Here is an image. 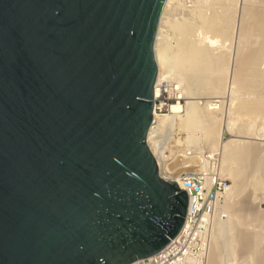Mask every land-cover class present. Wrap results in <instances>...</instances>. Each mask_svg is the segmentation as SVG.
<instances>
[{
    "label": "water",
    "instance_id": "95a60500",
    "mask_svg": "<svg viewBox=\"0 0 264 264\" xmlns=\"http://www.w3.org/2000/svg\"><path fill=\"white\" fill-rule=\"evenodd\" d=\"M167 0H0V264H130L189 196L148 144Z\"/></svg>",
    "mask_w": 264,
    "mask_h": 264
},
{
    "label": "bare ground",
    "instance_id": "6f19581e",
    "mask_svg": "<svg viewBox=\"0 0 264 264\" xmlns=\"http://www.w3.org/2000/svg\"><path fill=\"white\" fill-rule=\"evenodd\" d=\"M237 1L238 0H191L189 4L188 1L186 0L185 5L183 4V6L184 8L186 7L188 8L183 9V10H186L187 12L183 11L182 13L184 12L185 13L181 14L180 18H178L179 17L178 15L177 17L178 19L175 17H171L169 15V11L172 10L171 9L172 0L166 1L160 21H159L155 45H154L156 61L158 64V77H157L156 85H155V97L157 99L159 96L163 95L164 91H166L167 89L166 86L169 83V79L172 77V75L174 78L175 74L173 73V71L174 72L176 71L175 77H177L179 87L177 88V91L174 92L176 95V96L174 95L175 98H182L185 96V97H190L191 99L192 98L193 99L186 101L185 108H184V105L180 101H177L176 103H172L171 105H166L165 103H162L163 101L160 103V105L156 103V107L154 109V118L155 120L159 119L160 122H159V125L154 124L148 133V144L152 152L157 157L162 176L167 179L176 181L178 177V175L175 173L176 170H174L173 167H171L170 164L172 163L169 164L170 161L168 163L166 162L167 161L166 156L162 151V148L164 147L163 145H161L160 147L159 139H157V136H159L158 133H160L159 131L161 129V126L163 127V125H168L170 126V128L173 127L172 128L173 130L174 128H176L174 127L176 125L177 127L179 126L181 130L183 128V130L185 129L184 131H186V129L189 131L190 129L193 130L192 127H194V125L196 126L195 123L197 122V120L202 121L201 123L203 125H200V127L204 126L202 129L203 130L202 133H203L204 141L207 144V147L212 150L220 149V153H221V162H220V169H219L220 173L224 174L225 172L229 176H232L236 180V182H238L236 187L234 186L235 187L234 190L233 189L229 190V187H228V189L222 194V197H224V200L227 197V195L231 193L233 194L234 192H239L240 189L243 186H245V184H247L246 182H248V180H252L253 185L257 187L258 184L260 185L261 183V177H263L264 179V158L262 157V155H264L263 154L264 147H256V146L253 147L250 145V143L245 142L246 140H244V142H241V138H239V137H244V138L252 137L250 136V131H249L250 126L252 125V122L249 119L251 124H249V127H248V125L244 123L246 118H244L243 116L251 115L250 117L254 119L257 118L260 121L261 119H263L262 121L264 122V59H262L263 58L262 54L264 52V0H259L260 2L258 0L257 1L255 0V2H258V4L255 5L253 3L255 5L253 6L254 8L252 6L251 7L246 6L247 7L246 9H244L245 7L242 9L243 10L242 14L240 13L242 17L240 18V21H238L236 25L238 29V32L236 31L238 33L237 35L238 44L237 45L243 44V48L242 47L240 49L238 48L237 51L234 49L236 51V54L234 53L235 57L233 58V61H232L234 65H233V71L231 75L230 73L231 70L229 72L228 70L229 68L232 67V66L230 67V62H231L230 60H232V58L229 59L230 57L226 56L227 54L226 52L228 51H226L227 49H225L226 52H224L222 48L225 45L222 46L221 44L224 42L225 39H227V41L232 40V42H234L233 37L235 34L234 28H235V20H236L234 18H236L235 14H236V10H238V4H239ZM179 4L177 5L179 6ZM249 4H252L250 0H249ZM172 8L174 11V6ZM207 8L211 9V12L209 14L206 11ZM195 22L199 23L198 25L201 26L202 30L204 29V32L212 33L211 35H205L206 33L204 34L205 39H206L205 41L206 44L204 43L202 44V40L204 41V39H200V38H204L203 36L197 38L196 34H194L193 28H194ZM198 25L196 24L197 27ZM198 34H199V31H198ZM217 37L224 39V40L222 41L221 39H218ZM199 41H201V43ZM239 42H241V44H239ZM216 44L219 47L213 49V47L216 46ZM230 44L232 43L230 42ZM232 48H234L233 44H232L231 50ZM229 49L230 48L228 47V50ZM230 52L231 51H229L228 54H230ZM228 74H230L231 76L229 77ZM228 79H230V81H228ZM228 83L230 84L229 88L231 91L230 92L231 98L229 99L231 100L230 101L231 106L234 101L236 102V100L234 99L237 98L236 94H238L239 92H250V93L252 92L253 93V91H256L257 95H255L256 97L254 99L253 98L251 99V98H248L250 96L249 94L247 99L244 98L242 100H239L238 102L235 103V105L233 104L234 106L232 107L230 106V108L228 107L229 110L227 113L228 115L226 117L227 118L226 120L225 117H223L224 109H221V107L223 108V106H221V103H224V101L226 100V98L224 100V97L228 95L227 94ZM243 94L245 95V93ZM192 95H195V96H192ZM244 97H246V95ZM199 98L200 99L202 98V100H199ZM217 101L220 102L219 105H216ZM200 103L203 105H200ZM157 108H161V110H164V108L165 109L167 108L169 110V113H158ZM183 110H185L184 114L181 113L183 112ZM178 122L179 124L177 125ZM226 129H230L231 132H233L231 135H233L236 138L233 137V138H230V140L224 141L223 132ZM257 129H261V128L258 127ZM260 131H262V129L259 130L258 132L259 134H260ZM255 132L252 131V133H255ZM192 137L194 136L188 135V138H190V140L193 141V139L195 138H192ZM262 137L259 136V138H262ZM250 142H253V141H250ZM261 146H264L263 143H261ZM183 155L185 156V158L182 159L181 168L186 167V166L190 167L192 165H196V166L199 165L200 167H202L201 165L204 164V163L199 164V161L201 160L195 159L196 154H194L195 155L194 156V155H188L187 153H183ZM176 161H174L175 162L174 164L178 163ZM178 165L180 164L178 163ZM211 179L212 177L209 176L208 181H210ZM258 188L259 187H257V189ZM251 189L253 188L251 187ZM249 192L250 191H248L247 193ZM240 196H242V194H240ZM244 196H243V199H244ZM251 196L252 195H250V197ZM248 199H251V198H249L248 196ZM243 202L245 201L243 200ZM250 203H251L250 204L251 206L254 204V203L252 204V202ZM235 204L231 206L232 215L230 214L228 218H225L223 220H217V222L214 224L215 229L217 231V234H215L217 238L216 239L214 238V240H211L213 241V243L211 244H212V247H214V251H211L212 247L209 248L208 250V255H207L208 264H217L218 260L216 258H217V255H219L217 254L218 249H221V247L223 249L225 247L226 249L225 252H228L231 249L232 242L234 241V239H236L235 238L236 234L232 235L233 231L231 230L235 226L234 225L235 221H238V220L241 221V219H238V218H240L239 217L241 213L240 211H243V210L242 208H240L241 206L238 207L237 206L238 204H236V206ZM226 208L229 210L228 205L227 206L225 205V210H227ZM255 210L256 209H254L253 211ZM246 212L248 213V211ZM251 213H254V212H251ZM245 215L246 214H244L243 216ZM262 218L264 220V217ZM262 218H259V219L261 220ZM251 220H252V216H251ZM256 221H257V218H256ZM245 223H246V220H245ZM258 223L259 222H257V225ZM237 226L240 227L241 225H237ZM262 226H263V223H262ZM246 228H245V231H246ZM253 229H256V228H253ZM229 231H231L230 237L228 239H223L224 238L223 235L225 236L226 234V237H227V235H229L228 233ZM250 231L248 230V232ZM239 232H235V233H239ZM252 234L254 235V233ZM249 235L250 233L248 234L249 241L246 239L248 238L247 236L244 237L246 239L245 240L246 243L247 241L250 242V239L252 238V236H249ZM240 236H238V238ZM259 237H263V236H259ZM241 238L242 237H240V239ZM253 238L251 239L252 241H253ZM257 239H258V236L257 238H255V241H253L255 243H252V245L250 244L251 247L248 248L249 260L247 261L248 258L247 259L245 258L247 261L245 262L246 264H254L252 263V257L256 256L258 253L257 252L258 251ZM243 241L244 240H241V242ZM238 243H240V241ZM232 246L234 247V245ZM245 246L246 244L243 247ZM246 250L247 248H245V251ZM225 252L223 251L224 254H226ZM221 255L223 254L221 253ZM262 257H264L263 251H262ZM261 260L262 259H260V263L262 261L264 262V258L262 261ZM220 261H221V258L219 262ZM263 262L262 264H264Z\"/></svg>",
    "mask_w": 264,
    "mask_h": 264
},
{
    "label": "rangeland",
    "instance_id": "374dc122",
    "mask_svg": "<svg viewBox=\"0 0 264 264\" xmlns=\"http://www.w3.org/2000/svg\"><path fill=\"white\" fill-rule=\"evenodd\" d=\"M257 1V0H256ZM259 1V0H258ZM179 4V6L176 4ZM182 2V3H181ZM184 2V3H183ZM185 2L186 1H184V0H179V1H177V0H172V5H171V9L172 10H170L169 11V15L171 16V17H175V18H177L178 17V15H179V17L178 18H180L181 17V14H184V13H182L183 11H186V10H183V9H186V8H188V7H186V8H184V6H183V4L185 5ZM239 4H238V10H236V14H235V16H236V18H234V19H236L235 20V28H234V31H235V34H234V37H233V41L236 43H234V42H232V40L231 41H229V43H228V41H227V39H221V38H219V37H217L218 39H221L222 41L224 40V42L221 44L222 46L223 45H225V46H223V51L224 52H226V51H231L230 52V54H228V52H226L225 54H226V56H229L228 58L229 59H231L232 58V60H230L231 62H230V67L231 68H229V70H228V72L230 71V73H231V75H232V71H233V65H234V63H232V61H233V58L235 57V55H234V53L236 54V51L238 50V48L240 49L241 47L243 48V44L242 45H237L238 44V40H237V35H238V29H237V23H238V21H240V18L242 17L241 16V14H242V9L244 8V9H246L247 7H253V6H255L256 4H258V2H255V0H250V2L252 3V4H249V0H246V1H240V0H238L237 1ZM260 2V1H259ZM244 3V4H243ZM255 5H254V4ZM190 4V3H189ZM243 6H242V5ZM250 5V6H249ZM174 6V11H173V7ZM247 6V7H246ZM254 8V7H253ZM240 9V10H239ZM206 11H207V13L209 14L210 12H211V9H206ZM187 12V11H186ZM172 13V14H171ZM241 13V14H240ZM176 15V16H175ZM240 16V17H239ZM177 18V19H178ZM238 18V19H237ZM196 24L198 25L199 23L197 22H195L194 23V34H196V37L197 38H199V37H204V38H200V39H204V41L202 40V44L204 43V44H206L205 43V41H206V39H205V35H211L212 33H206V32H204V29L202 30V28H201V26L200 25H198V27L196 26ZM200 26V27H199ZM200 28H201V30H200ZM198 31H199V34H198ZM237 31V32H236ZM202 32H204V33H202ZM206 33V34H205ZM205 34V35H204ZM235 38V39H234ZM236 40H237V42H236ZM221 41V42H222ZM225 41H227V42H225ZM200 43H201V41H199ZM230 42L233 44V47L234 48H232V50H231V47H232V44H230ZM226 44H227V46L230 48L229 50H228V47L226 46ZM239 44H241V42H239ZM229 45H231V46H229ZM237 46H239V47H237ZM217 47H219L217 44H216V46H214L213 47V49H215V48H217ZM225 47V48H224ZM218 49H220V48H218ZM218 49H216V50H218ZM221 49V50H222ZM225 49H227L226 51H225ZM236 51H235V50ZM215 50V51H216ZM233 53V54H232ZM231 55H232V57H231ZM262 56H263V58L262 59H264V52H263V54H262ZM173 73L176 75V71L174 72L173 71ZM175 75H174V78H173V75H172V77L169 79V83H168V85L166 86V91H164V93H163V95L162 96H159L158 98H157V104H160L162 101V103H165L166 105H171L172 103H176L177 101H180L183 105H184V108L186 107V101H189V100H192L190 97H182V98H175V93L174 92H176L177 91V88L179 87L178 86V81H177V77H175ZM229 75V77L231 76L230 74H228ZM172 79V80H171ZM228 81H230V79H228ZM173 82V83H172ZM175 82V83H174ZM172 85V86H171ZM176 89H175V88ZM230 84L228 83V87H227V94L228 95H226L225 97H224V100H225V98H226V100L224 101V103H221V106H223V108L221 107V109H224L223 111V113H224V115H223V117H225V119L227 120V113H228V110H229V108H230V106H231V104H230V101L231 100H229L230 98H231V91H230ZM171 89H173V90H171ZM241 95H240V94ZM238 94H236V97L237 98H235L234 100H236V102H238L239 100H242V99H247V97L249 96V94H250V96L248 97V98H255L256 96L255 95H257V92L256 91H253V93H255V94H253L252 92L250 93V92H239ZM243 93H245V95H246V97H244L245 95L243 94ZM248 93V94H247ZM251 94H252V96H251ZM175 95V96H174ZM192 96H195V95H192ZM163 97V98H162ZM219 99V98H218ZM199 100H202V98L200 99L199 98ZM215 101V100H214ZM227 101V102H226ZM216 102V101H215ZM229 102V103H228ZM235 101L232 103V106H234L235 105V103H236ZM219 101H217V103H216V105H219ZM224 104V105H223ZM230 104V105H229ZM234 104V105H233ZM200 105H203V104H201L200 103ZM231 106V107H232ZM227 109H226V108ZM229 107V108H228ZM158 111V113H169V110L166 108H164V110H157ZM184 112H185V110H183V112H181L182 114H184ZM247 116V117H246ZM251 115H245V116H243L244 118H246L245 119V121H244V123H246L247 125H248V127H249V124H251V122H252V125L250 126V129H249V131H250V136H252V137H250V138H244V137H239V138H241V142H244V140H246L245 142H247V143H250V145L251 146H253V147H264V146H261V143H263V145H264V128H262V127H264V122L262 121L263 119H261V121L259 120V119H257V118H252V117H250ZM240 118V117H239ZM224 119V118H223ZM249 119H250V121H249ZM252 119V120H251ZM179 120V119H178ZM255 120V121H254ZM248 121H249V123H248ZM159 119H156V121H155V124L156 125H159ZM202 121H199V120H197V122L195 123L196 124V126L194 125V127H192L193 128V130H187L186 129V131H184L183 130V128H182V130H181V128L178 126H174V127H176V128H174L173 130H172V128H170V126H168V125H163V127L161 126V129H160V133H158V135L159 136H157V139H159V144H160V147H161V145H163V147L164 148H162V151H163V153L165 154V156H166V159H167V163L169 162V164L170 163H172V164H170L171 165V167H173V169L174 170H178V171H193V170H205V171H207L208 173H211V174H215V176H219L220 178H222V179H225L226 181H227V184H228V187H229V190H231V189H233L234 190V188L236 187V185L238 184V182H236V180L232 177V176H229L228 174H226L225 172H224V174L223 173H220V171H219V169H220V162H221V153H220V149H209L208 147H207V144H206V142L204 141V138H203V127L204 126H201L200 127V125H203L202 123H201ZM179 124V122L177 123V125ZM199 124V125H198ZM262 124V125H261ZM260 125V126H259ZM199 126V127H198ZM252 127V128H251ZM261 128L262 129V131H260V134L258 133L259 132V130H261V129H257V128ZM170 128V129H169ZM180 128V129H179ZM255 129V131H254V129ZM251 129H253V130H251ZM202 130V131H201ZM227 130V131H226ZM226 130H224V132H223V140L224 141H227V140H230V138H233L234 136L233 135H231L233 132H231V130L230 129H226ZM233 130V129H232ZM193 131V132H192ZM231 133H230V132ZM252 131L253 132H255V133H252ZM192 132V133H191ZM262 132V133H261ZM258 133V134H257ZM252 134V135H251ZM254 134V135H253ZM255 134H256V136H258V137H256L255 136ZM188 135H192V136H194V137H192V138H195V139H193V141L192 140H190V138H188ZM201 135V136H200ZM186 136H187V138L189 139H187L186 138ZM196 136V137H195ZM259 136H263L262 138H259ZM257 138V139H255V138ZM201 138V139H200ZM234 138H236V137H234ZM242 138H244V139H242ZM251 139V140H250ZM252 139H254V140H252ZM261 139V140H260ZM253 141V142H250V141ZM255 140H257V141H255ZM260 141V142H259ZM255 142H257V143H255ZM205 143V144H204ZM253 143H254V145H253ZM259 143V144H258ZM211 150V151H210ZM217 152H216V151ZM210 151V152H209ZM213 151V152H212ZM183 153H187L188 155H194V154H196V158L195 159H197V160H201V161H199V164H202V163H204V164H202L201 166L202 167H200L199 165L198 166H196V165H192V166H190V167H188V166H186V167H182L181 168V166H182V164H181V162H182V159L183 158H185V156L183 155ZM218 153H219V155H218ZM263 154H264V151H263ZM178 155V156H177ZM208 155H210L211 156V158H210V156H208ZM195 156V155H194ZM175 157V158H174ZM198 157V158H197ZM262 157L264 158V155H262ZM219 158V159H218ZM177 161H176V160ZM188 159V158H187ZM173 160V161H172ZM180 160V161H179ZM196 160V161H197ZM205 160V161H204ZM208 160V161H207ZM209 160H210V162H209ZM219 160V161H218ZM172 161V162H171ZM174 161H176V162H178L180 165H178V163H176V164H174L175 162ZM201 162V163H200ZM207 163V164H206ZM174 164V165H173ZM206 164V165H205ZM205 165V166H204ZM175 166V167H174ZM194 166H196V167H194ZM219 166V167H218ZM179 167V168H178ZM188 167V168H187ZM197 167H199V168H197ZM216 167V168H215ZM187 168V169H186ZM192 168H193V170H192ZM218 169V170H217ZM220 174V175H219ZM235 180V181H234ZM252 182V183H251ZM263 182V183H262ZM247 184H245V186H243L242 188H243V190H242V188L240 189V191L239 192H234L233 194L231 193V194H229V195H227V197L225 198V200H224V197H222V196H220L219 198H218V205H217V207H218V209L216 210V216L214 217V220H212L211 221V223H210V225H209V232H208V236H207V239H206V246H208V250H209V248H211L212 247V244L211 243H213V241H211V240H214V238L216 239L217 237H216V235L215 234H217V231H216V229H215V226H214V224L217 222V220H223V219H225V218H228V216L231 214L232 215V207L231 206H233L235 203L236 204H238L237 206L238 207H240V208H242V210L243 211H240L241 213H240V215H239V217L240 218H238V219H241V221H235L234 223V225L236 226H234V228L231 230V231H233L234 232V234H233V232H232V235H235V238L236 239H234V243L232 242V245H234V247L231 245V249L228 251V252H230V253H228V252H225L226 251V249H225V247L222 249V247H221V249H218V251H217V254H219V255H217V260H218V262H217V264H219V263H221V264H246L245 262H247L248 260H249V250H248V248L249 247H251V245H252V243H255V242H253V241H255V238H257V236H258V239H260V240H258L257 239V244H258V253H257V255H256V253H255V255L256 256H253L252 257V263H254V264H262V260H263V258L264 257H262V251H263V255H264V220H263V218L262 217H264V179H263V177H261V183H260V185L258 184V186L257 187H259L258 189H257V187L256 186H254L253 185V181L252 180H248V182H246ZM251 184V185H250ZM235 186V187H234ZM251 187L253 188V189H251ZM247 188V189H246ZM246 190V191H245ZM258 190V191H257ZM243 191V192H242ZM248 191H250L249 193H247ZM254 191V192H253ZM257 191V192H256ZM236 193V194H235ZM257 194V196H256V194ZM238 194V195H237ZM240 194H242V196H240ZM252 195L251 197H250V195ZM247 197H245V196ZM243 196H244V199H243ZM248 196H249V198H251V199H248ZM230 197V198H229ZM232 197V198H231ZM240 197V198H239ZM246 202L247 200H249V201H247L246 203L245 202H243V200ZM236 201H235V200ZM240 201V203H239V201ZM253 200H254V202H253ZM229 201H230V203H229ZM233 202H235V203H233ZM238 202V203H237ZM241 202H242V204H241ZM250 202H252V206L250 205L251 203ZM232 203V204H231ZM245 203V204H244ZM236 204H235V206H236ZM246 204H248V205H246ZM225 205L227 206L228 205V207H229V210L227 209V210H225ZM246 205V206H245ZM235 206H234V208H235ZM250 206H251V208H250ZM244 207V208H243ZM246 207V208H245ZM249 207V208H248ZM252 207H253V209H252ZM247 209V210H246ZM251 211H250V210ZM254 209H256L255 211H253ZM241 210V209H240ZM248 211V213L246 212V211ZM226 211H228V212H226ZM257 211V212H256ZM251 212H254V213H251ZM259 213V214H258ZM244 214H246L245 216H243ZM250 214V215H249ZM252 214V215H251ZM257 215H258V217H257ZM243 216V217H242ZM250 216V217H249ZM251 216H252V220H251ZM242 217V218H241ZM254 217V218H253ZM220 218V219H219ZM222 218V219H221ZM247 218V219H246ZM256 218H257V221H256ZM259 218H262L261 220L259 219ZM243 219V220H242ZM249 219H250V221H249ZM216 220V221H215ZM245 220H246V223H245ZM254 220V221H253ZM259 220V221H258ZM263 220V221H262ZM244 221V222H243ZM252 221H253V223H252ZM260 221H261V223H260ZM250 222V223H249ZM257 222H259L258 223V225H257ZM242 223V224H241ZM245 223V224H244ZM262 223H263V226H262ZM251 224V225H250ZM237 225H241L240 227L239 226H237ZM245 225V226H244ZM253 225V226H252ZM243 226V227H242ZM259 226V227H258ZM239 229H238V228ZM244 228V229H242V228ZM246 227H248V228H250V229H248V228H246ZM256 228V229H253V228ZM214 228V229H213ZM245 228H246V231H245ZM260 228V229H259ZM235 229H237V230H235ZM235 230V231H234ZM248 230L250 231V232H248ZM259 230V231H258ZM262 230V231H261ZM214 231V232H213ZM231 231H229L228 233H229V235H227V237H226V234H225V236L223 235V239H228L229 237H230V234H231ZM240 231V232H239ZM243 231V232H242ZM245 231V232H244ZM256 231H258V232H256ZM216 232V233H215ZM235 232H239V233H235ZM242 232V233H241ZM259 232H260V234H259ZM245 233V234H244ZM250 233V235L249 236H252V238H253V241L250 239V242H248L249 241V237H248V234ZM252 233H254V235L252 234ZM255 233H257V234H255ZM239 234V235H238ZM247 234V235H246ZM252 234V235H251ZM240 235H242V236H240ZM218 236V235H217ZM238 236H240V237H242V238H244V237H248V238H246L248 241H247V243H246V239L244 238V239H240V237L238 238ZM256 236V237H255ZM259 236H263V237H259ZM219 237V236H218ZM236 240V241H235ZM241 240H244L243 242H241ZM240 241V243H238ZM235 242H237V243H235ZM261 242V243H260ZM242 243V244H241ZM249 243V244H248ZM211 244V245H210ZM246 244V246L245 247H243L244 245ZM248 244V245H247ZM251 244V245H250ZM243 245V246H242ZM260 247V248H259ZM243 248V249H242ZM245 248H247V252L245 251ZM211 250V249H210ZM221 250V251H220ZM211 251H214V247H212V250ZM223 251L226 253V254H224L223 253ZM234 251V252H233ZM245 251V252H244ZM261 251V252H260ZM221 253L223 254V255H221ZM233 253V254H232ZM227 255H228V257H227ZM232 255V256H231ZM220 256H222V257H220ZM221 258V261L219 262V260H220V258ZM247 259V261H246V259ZM251 258V257H250ZM244 259V260H243ZM255 259V260H254ZM260 259H262L261 261V263H260ZM242 260V261H241ZM254 260V261H253ZM264 263V262H263Z\"/></svg>",
    "mask_w": 264,
    "mask_h": 264
},
{
    "label": "built area",
    "instance_id": "2783aa9c",
    "mask_svg": "<svg viewBox=\"0 0 264 264\" xmlns=\"http://www.w3.org/2000/svg\"><path fill=\"white\" fill-rule=\"evenodd\" d=\"M187 1L190 3L191 0ZM156 103L155 97V107ZM155 121L153 118L151 128ZM158 167L161 174L159 162ZM175 173L178 175L176 182L189 196L185 221L163 249L130 264H208V246L205 241L209 225L216 216L218 198L228 189L227 181L205 170ZM209 176L212 177L210 181Z\"/></svg>",
    "mask_w": 264,
    "mask_h": 264
}]
</instances>
